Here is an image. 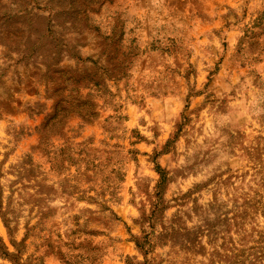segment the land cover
Returning <instances> with one entry per match:
<instances>
[{"label": "rangeland", "instance_id": "obj_1", "mask_svg": "<svg viewBox=\"0 0 264 264\" xmlns=\"http://www.w3.org/2000/svg\"><path fill=\"white\" fill-rule=\"evenodd\" d=\"M0 264H264V0H0Z\"/></svg>", "mask_w": 264, "mask_h": 264}]
</instances>
